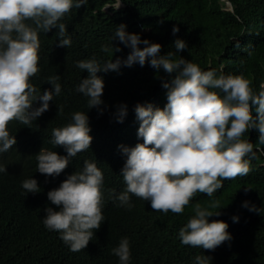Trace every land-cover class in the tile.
Segmentation results:
<instances>
[{"label": "trees", "instance_id": "1", "mask_svg": "<svg viewBox=\"0 0 264 264\" xmlns=\"http://www.w3.org/2000/svg\"><path fill=\"white\" fill-rule=\"evenodd\" d=\"M227 1L230 8L225 7V0H124L114 10L111 6L104 9L114 0H89L87 5L73 8L61 21L67 26L70 47L58 46L56 28L38 33L39 71L31 83L41 94L54 91L48 78L58 75L61 92L54 95L49 109L31 127L18 121L8 125L17 143L0 154V163L7 168L0 173V264H119L112 249L124 237L130 244L129 264H197L198 255L210 256L209 264H264V145L258 143L256 130H249L243 137L253 144L256 153L250 172L223 180V187L212 197L197 193L182 214L154 211L150 201L131 194L129 207L121 205L116 196L126 188L121 169L127 157L122 146L131 148L143 142L137 135L140 121L135 107L151 103L163 108L167 103L163 80L171 79L175 73L169 76L162 67L153 68L151 57L142 67L122 63L118 71L98 72L104 81L102 114L95 107L88 109V98L76 90L88 76L87 70L76 66L78 61L95 57L103 64L109 59L127 58L131 49L118 39L112 41L116 28L124 24L126 32L161 44L158 55L172 51L174 60L183 57L204 71L243 74L258 94L264 85V0ZM174 26L179 28L175 34ZM177 39L187 44L179 52L174 44ZM112 44L121 50L114 52ZM103 45L109 46V52L101 50ZM120 104L127 105L123 122H118L115 115ZM39 106V101L34 102V107ZM58 109L62 111L57 114ZM77 111L89 117L93 138L90 148L71 158L60 175L41 174L37 170L41 148L67 155L62 146L52 144V131L71 123ZM85 161L95 162L103 172L105 220L94 230L87 247L73 252L60 233L45 227L43 218L47 207L59 210L48 200V191L59 187L73 172L82 171ZM30 178L37 180L39 192L26 193L22 188V182ZM211 200H219L222 208L221 215L209 217V221H225L232 239L215 250L182 244L179 230L195 214L194 205L207 206ZM245 201L260 211H249L243 206ZM233 216L238 217L237 222Z\"/></svg>", "mask_w": 264, "mask_h": 264}, {"label": "clouds", "instance_id": "2", "mask_svg": "<svg viewBox=\"0 0 264 264\" xmlns=\"http://www.w3.org/2000/svg\"><path fill=\"white\" fill-rule=\"evenodd\" d=\"M89 0H0V154L7 152L16 143L8 125L18 121L31 127L49 109V101L59 95L60 77L48 78L53 90H40L31 83V78L39 71L38 33L57 29L60 47H70L71 38L66 36L67 26L61 22L73 8L87 5ZM124 0H114L111 6L119 9ZM239 19V17H237ZM31 23H28V22ZM126 25L116 28L112 41L118 39L129 47L127 58L109 59L101 64L95 57L77 62V67L87 70L88 76L82 79L77 91L88 98V109L100 107L104 81L98 76L100 71H118L121 64L131 67L138 63L141 67L151 57L150 66L163 68L164 72L175 73L171 79L163 80L167 89V103L163 108L151 103L137 104L135 112L140 121L137 135L142 143L123 148L127 159L121 175L126 184L123 192L116 196L121 205L130 204V194L141 200L150 201L154 211L182 214L197 193L208 197L223 187V180H233L247 175L250 162L256 158L253 144L243 139L249 130L258 132V143L264 145V85L257 94L252 81L240 75L217 74L216 70H202L197 64L181 57L174 60L172 51L158 55L161 44L141 39L137 33H128ZM179 28L174 26L173 34ZM140 44L145 47H139ZM177 52L187 44L182 39L175 42ZM115 51L119 46L112 44ZM101 50L109 52V46ZM249 55L251 53L249 52ZM40 102L34 107V102ZM255 108L256 115H253ZM62 111L58 109L57 114ZM116 119L123 122L127 115V105L120 104ZM89 117L77 111L72 122L52 131V144L62 146L67 155L41 148L37 155V170L46 176H58L63 172L71 158L90 148L92 136ZM7 168L0 163V173ZM104 176L95 162H84L82 171L73 172L59 187L47 193L48 200L59 210L45 209V227L61 234V239L78 252L85 249L105 220L102 213L104 196L102 192ZM26 193L40 191L34 178L22 182ZM249 187L245 188L247 192ZM249 211H260L245 201ZM219 200H211L207 206L196 203L194 215L179 230V238L184 245L205 250H215L225 241L232 239L227 231L228 224L223 220H211L220 216ZM216 210V211H213ZM234 222L237 216L232 217ZM119 258V264H129L131 258L129 239L124 237L112 249ZM197 264H209L210 256L198 255Z\"/></svg>", "mask_w": 264, "mask_h": 264}, {"label": "rangeland", "instance_id": "3", "mask_svg": "<svg viewBox=\"0 0 264 264\" xmlns=\"http://www.w3.org/2000/svg\"><path fill=\"white\" fill-rule=\"evenodd\" d=\"M225 7L230 8V3L227 0H225Z\"/></svg>", "mask_w": 264, "mask_h": 264}]
</instances>
